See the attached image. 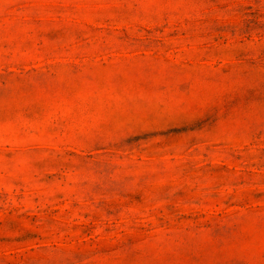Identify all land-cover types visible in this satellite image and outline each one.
I'll use <instances>...</instances> for the list:
<instances>
[{"label":"rangeland","instance_id":"obj_1","mask_svg":"<svg viewBox=\"0 0 264 264\" xmlns=\"http://www.w3.org/2000/svg\"><path fill=\"white\" fill-rule=\"evenodd\" d=\"M0 264H264V0H0Z\"/></svg>","mask_w":264,"mask_h":264}]
</instances>
